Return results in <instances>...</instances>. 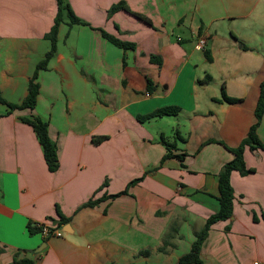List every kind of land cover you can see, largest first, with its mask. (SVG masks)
<instances>
[{
	"label": "crops",
	"instance_id": "obj_1",
	"mask_svg": "<svg viewBox=\"0 0 264 264\" xmlns=\"http://www.w3.org/2000/svg\"><path fill=\"white\" fill-rule=\"evenodd\" d=\"M68 1L88 24L61 25L36 107L8 113L0 103V264L17 254L36 264H176L219 209L218 174L234 157L229 148L256 122L264 0H124L153 25L122 10L109 18L121 0ZM57 11V0H0V91L8 102L26 97L51 48L45 36ZM101 28L137 47H118ZM223 90L241 101H225ZM173 105L182 108L178 115L138 118ZM32 114L49 121L58 144L54 172L21 119ZM258 134L264 142V118ZM99 136L106 138L95 143ZM163 136L175 142L165 160ZM244 158L254 170L232 172L234 213L212 226L205 264L264 263V150L248 147ZM137 178L128 193L84 205ZM57 206L69 221H60ZM37 223L63 235L31 232Z\"/></svg>",
	"mask_w": 264,
	"mask_h": 264
},
{
	"label": "trees",
	"instance_id": "obj_2",
	"mask_svg": "<svg viewBox=\"0 0 264 264\" xmlns=\"http://www.w3.org/2000/svg\"><path fill=\"white\" fill-rule=\"evenodd\" d=\"M57 4H58V11L54 20V24L51 30L45 36L47 39L50 40L51 48L46 53L44 59H42L38 63L36 70L29 81L28 93L26 97L21 103H12V102H8L0 91V103L6 104L8 106V113H12L16 109H25V108L34 109L36 107L38 102V96L40 94V89H41L39 75L42 70L48 68L49 62L55 56L58 50V36L61 25L63 23H67L70 27H72L74 25L88 24L75 13L68 0H57ZM121 10L129 13L130 15L136 17L137 19L143 22H146L149 25H153L152 20L149 17L145 16L142 13L133 11L124 0L119 1L110 7V9L108 10V17L111 18L116 12ZM65 17H68L69 21H67ZM100 30L105 38H107L109 41H111L120 48L127 50V49H135L137 47V44L135 42L123 40L113 34H110L109 32H107L102 28ZM205 53L208 57H210L208 51H206ZM152 60L158 63L159 65L162 64L161 58L159 56L153 55ZM211 79H212L211 75L208 74L204 79L200 81L204 83V82H209ZM151 87H152V83L150 82V89ZM223 99L231 103L241 101V99L239 98L228 96L224 90H223ZM181 110L182 108L177 105L164 106L150 113L141 114L138 116V118L140 121H146L164 115H178L181 112ZM255 114H256V122L251 126L247 136L238 147L229 148V150L233 153L234 157L232 160L224 164L220 173L218 174L219 203H220L219 209L215 213L211 214L206 220L204 227L200 231L196 232V239L193 242L190 251L183 254L179 258L176 264H205L202 258V248L204 242L208 238L212 226L219 221L228 220L233 216L235 194H234V188L231 183L232 172L239 171L242 175H246L254 170L252 168L247 167L246 165L244 158V152L246 148L249 147L251 150H258V149L264 150V142L260 139L258 134V128L264 118V81L261 84V94L256 107ZM21 119L33 127L42 145L44 157L49 170L52 172L58 170L60 166L58 144L50 136L49 121L35 114H32L30 116H24ZM176 137L183 138L179 130L176 131ZM105 138L106 137L99 136L96 139H94V142L99 143ZM162 140L168 150L167 154L164 157L165 160L168 157L172 156V151L173 148L175 147V142L172 143L168 141L165 136H163ZM176 157H178L182 161L184 160V155H176ZM141 179L142 178H137L132 180L128 184L127 188L123 191H120L116 194H112L110 196L103 195L101 198H97V199L92 198L89 201H87L84 205L94 206L106 197L115 198L122 194L128 193L130 186L136 184ZM57 213L60 216V221L62 223L70 220L62 213L59 206H57ZM254 218L256 220H259V217L257 215H254ZM261 218L264 220V210L262 211ZM40 224L41 223L30 225L31 232H37V231L40 232L41 231V227L39 226ZM171 232L172 230H170L166 234V239L171 235ZM165 248L166 245L164 243V245L160 247V250H165ZM146 253L149 254L150 252L147 251ZM9 264H36V262L35 260L30 258H26V257L21 258L19 257V254H17L14 257L13 261Z\"/></svg>",
	"mask_w": 264,
	"mask_h": 264
},
{
	"label": "built area",
	"instance_id": "obj_3",
	"mask_svg": "<svg viewBox=\"0 0 264 264\" xmlns=\"http://www.w3.org/2000/svg\"><path fill=\"white\" fill-rule=\"evenodd\" d=\"M205 39L200 38L199 42L197 43L198 48H204L205 46ZM41 227V233L44 237H51V236H62L63 233L61 230H59L55 224H49V223H41L39 225ZM255 264H264L261 261H256Z\"/></svg>",
	"mask_w": 264,
	"mask_h": 264
},
{
	"label": "water",
	"instance_id": "obj_4",
	"mask_svg": "<svg viewBox=\"0 0 264 264\" xmlns=\"http://www.w3.org/2000/svg\"><path fill=\"white\" fill-rule=\"evenodd\" d=\"M46 244L44 243L42 246H40L39 250H42V248L45 246Z\"/></svg>",
	"mask_w": 264,
	"mask_h": 264
},
{
	"label": "rangeland",
	"instance_id": "obj_5",
	"mask_svg": "<svg viewBox=\"0 0 264 264\" xmlns=\"http://www.w3.org/2000/svg\"><path fill=\"white\" fill-rule=\"evenodd\" d=\"M65 19L67 20V21H69V18L68 17H65ZM67 24V23H66ZM68 25V24H67ZM69 26V25H68ZM77 26V25H76ZM69 28H71L70 26H69Z\"/></svg>",
	"mask_w": 264,
	"mask_h": 264
}]
</instances>
